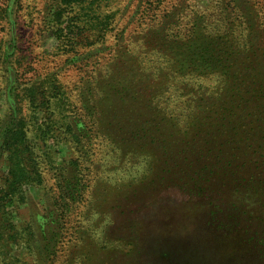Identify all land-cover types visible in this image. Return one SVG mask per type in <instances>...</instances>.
<instances>
[{"label":"rangeland","instance_id":"374dc122","mask_svg":"<svg viewBox=\"0 0 264 264\" xmlns=\"http://www.w3.org/2000/svg\"><path fill=\"white\" fill-rule=\"evenodd\" d=\"M205 52L231 72H177ZM255 75L264 0H0V264H263L245 186L264 151L214 122ZM14 109L37 178L8 196Z\"/></svg>","mask_w":264,"mask_h":264},{"label":"trees","instance_id":"16d2710c","mask_svg":"<svg viewBox=\"0 0 264 264\" xmlns=\"http://www.w3.org/2000/svg\"><path fill=\"white\" fill-rule=\"evenodd\" d=\"M61 1L65 2L67 0ZM169 43L171 44L170 47L173 48V42L169 41ZM244 44L245 43L243 42L239 46ZM236 46L238 45L236 44ZM194 55L195 54L190 53L188 57L183 60L182 65H177L179 70L177 72H181L182 74H187L188 71H197L198 73L218 72L221 74H229L231 72L232 65L229 66L223 63L222 55H218V53L212 56L209 55L208 52H205L204 54L200 53L197 59L190 58ZM208 68H211L212 71H206ZM25 91L26 100H28L33 106L37 105L36 102L41 96L39 95L38 88L31 85V87ZM226 92L227 95L223 99V102L221 101L219 104V108L221 109H219V115L214 122L222 128L231 129V126H235L234 131H239L238 129L244 128L248 129L250 132L249 137L257 141L259 148L264 151V79H260V77L255 75L252 77V80L247 81L240 76L239 78L234 79L231 88ZM124 102H126L125 97L120 96L118 104L122 106ZM42 103L46 104L47 102L42 101ZM18 113L15 109L13 110L12 125L4 132L5 137L2 145L5 154H9L10 162L9 176L6 181V195L8 196L20 191L24 185L30 184L37 178L27 171V164L24 163V158L27 152H30L29 156H34V153L29 146V140L31 139L27 136L26 132L27 122L25 121V118L18 115ZM21 113L23 114V111H21ZM78 125L79 128H83L80 121H75L72 124L75 128H77ZM52 130L57 129L51 127V131ZM38 131L45 134L43 128L39 127ZM36 138L40 137L36 135ZM255 154H257V151ZM29 162L33 163V160L30 158ZM245 187H248L247 198L249 199L250 205L248 210L251 211V222L245 233L252 235L253 238H255L253 241H256V239H262V242H264V169L263 173L261 172L258 174V178L253 176L248 182H246ZM1 200L3 201L0 203V209L5 205V197H1L0 201ZM5 228L11 233L7 236V240L14 239V234L16 233L15 226L13 224H8ZM56 235L58 234H55L54 236ZM36 250L39 255L53 254L56 251V245H52L51 241H47L45 245L43 243L40 244V247H37ZM262 253L263 254L261 255L263 256H261V258L264 260V250Z\"/></svg>","mask_w":264,"mask_h":264}]
</instances>
